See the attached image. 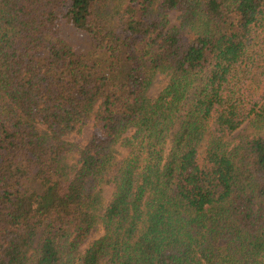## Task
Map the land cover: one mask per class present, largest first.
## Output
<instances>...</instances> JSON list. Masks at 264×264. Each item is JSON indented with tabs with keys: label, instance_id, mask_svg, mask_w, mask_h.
<instances>
[{
	"label": "trees",
	"instance_id": "trees-1",
	"mask_svg": "<svg viewBox=\"0 0 264 264\" xmlns=\"http://www.w3.org/2000/svg\"><path fill=\"white\" fill-rule=\"evenodd\" d=\"M108 4L0 0V264H264V0Z\"/></svg>",
	"mask_w": 264,
	"mask_h": 264
},
{
	"label": "rangeland",
	"instance_id": "rangeland-1",
	"mask_svg": "<svg viewBox=\"0 0 264 264\" xmlns=\"http://www.w3.org/2000/svg\"><path fill=\"white\" fill-rule=\"evenodd\" d=\"M131 0H108V14L110 18L114 22H118L121 17L124 15V11L126 10L127 5H129ZM177 12H171L170 13V21L171 25H177ZM62 35L73 45L76 52L85 58L92 60V61H100V58L104 57L103 52L100 50H96L92 39L87 34V32L77 29L69 24H65L62 27ZM166 79L163 75H158L153 86L151 87L150 94L151 96L157 95L163 86L165 85ZM97 124L96 118L92 115L85 126L83 127V130L79 134H74L70 137V140L75 142L79 147L85 145L88 140L90 139L95 127ZM263 131L264 132V123L263 124H256L253 120L252 122H246L238 131L231 134L233 137H228L229 140L231 138H237L239 135L248 134L253 131ZM123 156V154L121 155ZM76 160V159H75ZM75 160L73 161L75 163ZM31 190H34L35 188H38V185L33 183L30 187ZM113 188L112 187H106L102 190V205L104 203L107 205L108 201L110 200V197L112 195ZM105 200V201H104ZM99 236V234H93L90 238L95 239ZM86 247V245L84 246ZM83 247V248H84Z\"/></svg>",
	"mask_w": 264,
	"mask_h": 264
}]
</instances>
